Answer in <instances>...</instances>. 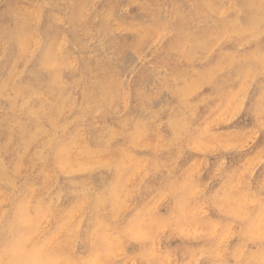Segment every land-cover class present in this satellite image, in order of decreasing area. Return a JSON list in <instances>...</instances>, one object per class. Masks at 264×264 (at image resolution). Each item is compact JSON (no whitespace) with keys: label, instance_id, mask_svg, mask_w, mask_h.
<instances>
[{"label":"rangeland","instance_id":"374dc122","mask_svg":"<svg viewBox=\"0 0 264 264\" xmlns=\"http://www.w3.org/2000/svg\"><path fill=\"white\" fill-rule=\"evenodd\" d=\"M186 1L0 0V264H264V0Z\"/></svg>","mask_w":264,"mask_h":264},{"label":"bare ground","instance_id":"6f19581e","mask_svg":"<svg viewBox=\"0 0 264 264\" xmlns=\"http://www.w3.org/2000/svg\"><path fill=\"white\" fill-rule=\"evenodd\" d=\"M152 1H153V0H152ZM166 1H167V0H166ZM187 1H188V0H187ZM187 1H186V2H187ZM190 1H191V0H190ZM192 1H193V0H192ZM215 1H216V0H215ZM252 1H253V0H252ZM252 1H251V2H252ZM168 2H170V1H168ZM175 2H176V1H175ZM188 2H189V1H188ZM219 2H220V1H219ZM219 2H218V3H219ZM232 2H233V1H232ZM48 3H49V1H48ZM65 3H66V2H65ZM153 3H154V2H153ZM163 3H164V2H163ZM229 3H231V2H229ZM112 4H113V2H112ZM123 4H124V3H123ZM174 4H175V3H174ZM184 4H185V3H184ZM223 4H224V3H223ZM232 4H233V3H232ZM124 5H126V4H124ZM124 5H123V6H124ZM153 5H154V4H153ZM159 5H160V4H159ZM164 5H165V4H164ZM188 5H189V4H188ZM216 5H217V4H216ZM218 5H219V4H218ZM218 5H217V6H218ZM49 6H50V5H49ZM155 6H156V5H155ZM155 6H154V7H155ZM183 6H185V5H183ZM183 6H182V7H183ZM233 6H234V5H233ZM2 7H3V6H2ZM63 7H64V6H63ZM126 7H127V6H126ZM147 7H148V6H147ZM156 7H157V6H156ZM156 7H155V8H156ZM36 8H37V7H36ZM105 8H106V7H105ZM155 8H154V10H156ZM158 8H159V7H158ZM165 8H166V7H165ZM183 8H184V7H183ZM46 9H47V8H46ZM123 9H124V8H123ZM123 9H122V10H123ZM190 10H191V8H190ZM232 10H233V9H232ZM241 10H242V9H241ZM241 10H240V11H241ZM247 10H248V9H247ZM46 11H47V10H46ZM165 11H166V10H165ZM165 11H164V12H165ZM182 11H183V10H182ZM193 11H194V10H193ZM164 12H163V13H164ZM180 12H181V11H180ZM189 12H190V11H189ZM195 12H196V11H195ZM246 12H247V11H246ZM36 13H37V12H36ZM165 13H166V12H165ZM183 13H184V12H183ZM260 13H261V12H260ZM67 14H68V13H67ZM187 14H188V13H187ZM192 14H193V12H192ZM87 15H88V14H87ZM135 15H136V14H135ZM185 15H186V14H185ZM193 15H194V14H193ZM240 16H241V15H240ZM6 17H7V16H6ZM124 17H125V16H124ZM148 17H149V16H148ZM166 17H167V16H166ZM194 17H195V15H194ZM197 17H198V16H197ZM199 17H200V16H199ZM7 18H8V17H7ZM60 18H61V17H60ZM209 18H210V17H209ZM194 19H195V18H194ZM245 19H246V17H245ZM83 20H84V19H83ZM97 20H98V19H97ZM165 20H166V19H165ZM169 20H170V19H169ZM169 20H168V21H169ZM176 20H177V19H176ZM45 21H46V20H45ZM60 21H61V20H60ZM118 21H119V20H118ZM150 21H151V20H150ZM209 21H211V20H209ZM219 21H220V20H219ZM82 22H83V21H82ZM200 22H202V21H200ZM215 22H216V21H215ZM215 22H213V23H215ZM246 22H247V21H246ZM169 23H172V22H169ZM211 23H212V22H211ZM213 23H212V24H213ZM216 23H218V22H216ZM42 24H43V23H42ZM64 24H65V23H64ZM68 24H69V23H68ZM95 24H96V23H95ZM117 24H118V23H117ZM32 25H33V24H32ZM35 25H36V24H35ZM115 25H116V24H115ZM192 25H193V24H192ZM199 25H200V24H199ZM203 25H205V24H203ZM208 25H209V23H208ZM215 25H216V24H215ZM219 25H220V24H219ZM237 25H238V23H237ZM260 25H261V24H260ZM33 26H34V25H33ZM118 26H119V25H118ZM118 26H117V27H118ZM128 26H129V25H128ZM172 26H173V25H172ZM212 26H213V25H212ZM240 26H241V24H240ZM41 27H43V26H41ZM79 27H80V26H79ZM200 27H201V26H200ZM218 27H219V26H218ZM223 27H224V26H223ZM167 28H168V27H167ZM187 28H188V27H187ZM240 28H241V27H240ZM91 29H92V28H91ZM168 29H169V28H168ZM190 29H191V28H190ZM172 30H173V29H172ZM186 30H187V29H186ZM95 31H96V30H95ZM187 31H188V30H187ZM92 32H93V31H92ZM90 33H91V32H90ZM211 33H212V32H211ZM65 36H66V35H65ZM92 39H93V37H92ZM188 39H189V38H188ZM33 40H34V38H33ZM66 40H67V39H66ZM90 40H91V39H90ZM93 42H95V41H93ZM152 42H153V41H152ZM263 42H264V41H263ZM32 43H33V42H32ZM261 43H262V42H261ZM47 44H48V43H47ZM202 44H203V43H202ZM31 45H32V44H31ZM91 45H92V44H91ZM151 45H153V44H151ZM253 45H254V44H253ZM2 46H3V45H2ZM259 47H260V45H259ZM230 48H231V47H230ZM245 48H246V47H245ZM30 50H31V49H30ZM30 50H29V51H30ZM56 50H57V49H56ZM0 51H1V50H0ZM103 51H104V50H103ZM155 52H156V51H155ZM201 52H202V51H201ZM92 53H93V52H92ZM157 53H158V52H157ZM203 54H206V53H203ZM28 55H29V54H28ZM145 55H146V54H145ZM148 55H149V54H148ZM149 56H150V55H149ZM98 57H99V56H98ZM98 57H97V58H98ZM150 57H151V56H150ZM164 57H165V56H164ZM112 58H113V57H112ZM108 59H109V58H108ZM11 60H12V59H11ZM97 60H98V59H97ZM72 61H73V60H72ZM108 61H109V60H108ZM142 61H143V60H142ZM251 61H252V60H251ZM113 62H114V61H113ZM256 62H257V61H256ZM137 64H138V63H137ZM9 65H10V63H9ZM68 65H69V64H68ZM100 65H101V64H100ZM237 66H238V65H237ZM133 67H134V66H133ZM235 68H236V67H235ZM232 69H233V67H232ZM131 70H132V69H131ZM133 71H135V70H133ZM93 72H94V71H93ZM190 73H191V72H190ZM3 74H4V73H3ZM6 74H7V73H6ZM132 74H133V72H132ZM163 74H164V73H163ZM87 75H88V74H87ZM0 76H1V75H0ZM23 76H24V75H23ZM154 76H155V75H154ZM133 77H134V76H133ZM22 78H23V77H22ZM95 78H96V77H95ZM0 79H1V78H0ZM130 79H131V78H130ZM157 79H158V78H157ZM157 79H156V80H157ZM159 79H160V78H159ZM108 80H109V79H108ZM158 81H159V80H158ZM77 82H78V81H77ZM129 82H130V81H129ZM155 82L157 83V81H155ZM81 83H82V82H81ZM148 83H149V82H148ZM124 84H125V83H124ZM179 84H180V83H179ZM147 87H148V86H147ZM205 89H207V88H205ZM124 90H125V89H124ZM146 90H147V89H146ZM146 90H144V91L146 92ZM151 91H152V90H151ZM22 92H23V91H22ZM22 94H23V93H22ZM142 94H143V93H142ZM142 94H141V95H142ZM5 99H6V98H5ZM170 101H171V99H170ZM174 101H175V100H174ZM35 103H36V102H35ZM35 103H34V104H35ZM121 103H122V102H121ZM206 103H207V102H206ZM206 103H205V104H206ZM246 103H248L247 100H246ZM170 104H171V103H170ZM208 104H210V102H208ZM208 104H207V105H208ZM29 105H30V104H29ZM122 105H123V104H122ZM168 105H169V104H168ZM30 106H31V105H30ZM129 106H130V105H129ZM199 106H200V105H199ZM202 106H203V105H202ZM34 108H35V107H34ZM169 109H170V108H169ZM169 109H168V110H169ZM67 112H68V111H67ZM197 113H198V112H197ZM122 114H123V113H122ZM177 114H178V113H177ZM175 115H176V114H175ZM62 116H63V115H62ZM197 116H198V115H197ZM198 117H199V116H198ZM254 117H255V115H254ZM257 117H258V116H257ZM201 119H202V118H201ZM109 120H110V119H109ZM109 120H108V121H109ZM6 121H7V120H6ZM57 122H58V121H57ZM110 123H112V122H110ZM2 124H3V123H2ZM30 124H31V123H30ZM153 125H154V124H152V126H153ZM6 127H7V126H6ZM8 128H9V127H8ZM163 128H164V127H163ZM4 129H5V128H4ZM160 129H161V128H160ZM7 131L9 132V130H7ZM1 132H2V130H1ZM8 134H9V133H8ZM1 135H2V134H1ZM74 135H75V134H74ZM7 136H8V135H7ZM6 139H7V138H6ZM4 141H5V140H4ZM4 141H3V142H4ZM120 142H122V141L120 140ZM1 147H2V146H1ZM13 152H14V151H13ZM135 152H136V151H135ZM145 152H146V151H145ZM150 155H151V154H150ZM49 156H50V154H49ZM64 156H65V155H64ZM59 158H60V157H59ZM5 163H6V162H5ZM28 164H29V163H28ZM131 166H132V165H131ZM134 167H135V166H134ZM28 169H29V168H28ZM43 177H44V176H43ZM196 179H197V178H196ZM91 180H92V179H90V181H91ZM39 181H40V180H39ZM95 181H96V180H95ZM97 182H98V181H97ZM3 187H4V185H3ZM21 188H22V187H21ZM65 188H66V186H65ZM6 191H7V190H6ZM88 193H89V192H88ZM15 228H16V227H15ZM12 231H13V230H12ZM17 252H18V251H17ZM245 254H246V253H245ZM246 256H247V255H246ZM248 256H249V255H248ZM256 256H257V255H256ZM256 256H255V257H256ZM257 257H258V256H257ZM245 258H246V257H245ZM250 260H251V258H250ZM250 260H249L246 264H249ZM237 261H239V260H237ZM244 262H245V261H244ZM129 263H130V262H129ZM127 264H128V263H127ZM132 264H133V263H132ZM134 264H135V263H134ZM240 264H241V263H240Z\"/></svg>","mask_w":264,"mask_h":264}]
</instances>
